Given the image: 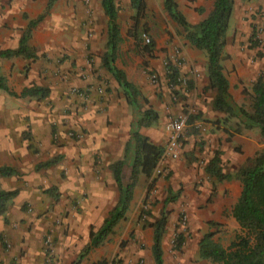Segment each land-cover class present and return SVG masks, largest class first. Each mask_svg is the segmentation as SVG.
Segmentation results:
<instances>
[{
  "label": "crops",
  "instance_id": "0c3cea01",
  "mask_svg": "<svg viewBox=\"0 0 264 264\" xmlns=\"http://www.w3.org/2000/svg\"><path fill=\"white\" fill-rule=\"evenodd\" d=\"M85 3L86 0H0V50L16 49L28 21L42 16L31 30L27 42V46L37 56L34 61H27L29 66L25 64L30 70L24 71L25 60L20 57L0 59V73L7 88L15 95L32 86L49 91L48 96L43 99L14 98L0 91V167L12 168L17 173L11 177H0L1 190L18 192L8 203L7 213L25 219L27 213L20 211L21 205L25 203L34 214L46 213L44 216L47 218L44 223L41 219L38 220V232L32 229V225L29 227L26 224L24 234L20 237L14 232L8 233L13 242H10V251L4 256L0 255L3 264H13L14 257L16 264H72L87 243L89 228L96 230L116 203L118 192L108 166L124 159L122 183H126L129 177L130 155L124 158V146L131 140L130 125L134 121V113L122 95L116 98L111 91L103 92L102 87L105 86H101L102 82L92 77L88 61L82 59L84 53H92L95 55L96 66L99 67V56L105 51L106 43V18L101 12L99 0ZM175 3L190 25L200 22L212 7L211 0H192V3H185L182 7L176 1ZM257 4L264 8V0H257ZM194 8H201L203 14H196ZM233 13L234 7L228 28ZM97 15L99 19L95 22ZM227 46L228 42L223 55L234 65V72L231 74L234 80L225 78L228 94L233 97L235 81L239 80L240 86H251L261 68L245 63L244 53H238L235 47ZM182 54L188 58L189 63L198 55L200 61L196 63L195 69L205 79L204 55L194 49L188 51L189 55L186 51ZM160 55L164 57L165 53ZM47 59L52 61L47 63ZM238 61L242 65L238 66ZM223 63L224 61L221 66L225 74ZM151 66L159 75L166 72L159 62H154ZM121 71L127 81L138 90L134 81L128 80L125 70ZM109 81L112 88L118 89L113 81ZM203 85H207L206 79ZM74 88L87 91L86 99L81 100L72 95L71 90ZM144 129L138 130L142 136L144 135L140 130ZM68 132L74 135L69 137ZM79 134L82 135L80 138L77 137ZM217 137H222L220 145H216L221 153V162L230 161L236 165L240 158L242 161L251 158L263 145L259 142L256 129L237 135L232 138V142L240 147L239 156L234 153L235 146L232 143H225V135L219 134ZM148 140L154 143L152 138ZM56 156L59 159L55 165L35 170L37 164ZM169 162L173 161L166 160L161 165ZM143 182L142 176L137 178L130 203L138 197ZM50 188H53L52 196L44 193ZM173 190L169 185L166 187V198L178 197L179 191ZM240 190L237 181H223L215 195L221 197L226 193V212L234 227L237 225L230 217V210ZM214 209L215 205L212 204L204 210L213 212ZM54 219L58 221L55 227L51 223ZM216 222L223 224L218 219ZM46 227L54 239L48 245L39 242L38 238L34 239L37 237L35 234L41 235ZM151 243L152 232L146 242V251L125 253L121 255L120 264H133L136 257H143L144 264H153ZM20 249L22 256L18 253ZM97 250L98 248L89 252L80 264H86L85 259H93L92 255Z\"/></svg>",
  "mask_w": 264,
  "mask_h": 264
},
{
  "label": "rangeland",
  "instance_id": "374dc122",
  "mask_svg": "<svg viewBox=\"0 0 264 264\" xmlns=\"http://www.w3.org/2000/svg\"><path fill=\"white\" fill-rule=\"evenodd\" d=\"M115 1L121 37L115 65L118 69L125 70L128 80L134 81L140 95L144 99L146 98V106L140 102L142 109L149 107L157 114V121L149 129L140 131L144 136L152 138L154 143L151 142L163 150L166 137L162 131V124L165 119L180 116L185 118V124L179 139L180 152L178 158L166 165L159 164L157 166L158 173L154 171L152 174L151 188H148L150 180H144L138 197L129 205L125 219L115 226L113 233L104 241L105 243L98 247L97 252L92 255L94 258L85 259V262L86 264H93L105 259L111 264H120L122 262L121 255L128 252L134 254L146 251V242H148V237L152 232L149 224L155 222L160 213L164 211L166 221L161 238L163 263L212 264L207 260L198 258L197 243L201 237L211 232L213 233V240L226 248L239 230L230 222L226 212V193L225 196H215L216 191L220 189L221 182L214 181L213 178L204 173L203 169L213 152L219 151L218 147L216 148V145H220L222 138L217 137L219 134L226 136L224 138L225 143L233 144L232 138L237 135L232 133V129L237 120L229 118L223 121L226 118L225 115L211 109L214 92L207 90V85H203L206 79L205 71L204 79L195 69L196 63L200 59L197 55L194 61L189 63L188 58L182 54L184 51L188 54V51H192L193 48L184 39L181 28L174 24L163 10L162 0H146L145 14L140 21L142 28L138 31V40L142 45L143 38H147L149 40L147 45L152 44V52L149 56L141 55L135 51L134 41L128 34L133 27L131 19L133 12L127 5V0ZM174 1L180 7L183 4L185 6V3H192V0ZM88 2L89 0H86L85 4ZM232 2L234 13L227 29L228 39L225 37L226 44L228 42L227 48L235 47L238 53L246 55L245 63L253 66L258 65L264 69V8L257 4V0H232ZM198 9L201 8H194V12ZM98 15L95 22L99 19ZM161 53H165L164 57L160 55ZM200 53L204 55V53ZM82 59L88 61L92 77L101 81V86H105L102 87L103 92L111 91L116 98L122 95L119 88L115 89L110 86L109 80L113 81L110 76L100 66H96L94 54L86 52ZM50 61L47 59L46 62L50 63ZM223 61L225 71L223 74L230 80H234L231 75L234 72V65L226 56ZM154 62H159L161 67L169 64L177 70L175 84L168 81L167 72L164 75L157 73L158 71L151 66ZM25 64L27 65L28 62L24 61L23 66ZM26 65L23 67L25 70L22 69V71L30 70ZM237 65H242L241 61H238ZM261 69L259 75L264 79V71ZM151 74H154L157 79L156 85L150 81ZM240 85L241 82L236 80L232 90L233 97L230 95L231 100L237 106H244V109L249 111V100L244 97L242 90L249 91L250 86ZM224 130H227L228 135L224 133ZM251 131L242 130L240 135ZM259 142L263 145L259 147L257 152L264 150V143L260 137ZM232 146L234 147L235 144ZM233 151L241 156L240 147L235 146ZM244 163L245 161L240 158L238 165L225 161L221 162V167L224 173L232 175ZM233 181L236 182V180ZM168 185L174 189L173 192L179 191V195L175 201L163 204ZM212 204L215 205L213 212L204 210ZM223 208L224 211H221ZM20 211L27 213L25 219L8 214L7 209L5 214L0 216V255L2 256L12 248L10 242L13 241L8 233L14 232L13 234L20 237L24 234L26 224L29 227L32 225V229L38 232L40 231L37 229L39 227L37 226L38 220L41 219L40 221L44 223L47 219L44 216L46 213L34 214L30 206L25 203L21 205ZM217 219L223 224H218ZM57 222L54 219L51 223L55 227ZM209 222L217 225L209 226ZM35 235L37 237L34 239L38 238L39 242L43 244L47 237H50V242H54L48 228L44 229L41 235L38 233ZM2 244L4 248L1 246ZM21 250L18 253H21ZM20 255L22 256V253ZM12 261L13 264H16V257ZM0 264H3L2 260H0ZM133 264H144L143 257H136Z\"/></svg>",
  "mask_w": 264,
  "mask_h": 264
},
{
  "label": "trees",
  "instance_id": "16d2710c",
  "mask_svg": "<svg viewBox=\"0 0 264 264\" xmlns=\"http://www.w3.org/2000/svg\"><path fill=\"white\" fill-rule=\"evenodd\" d=\"M128 1L133 12L131 16L133 27L128 34L134 41L135 51L141 55L149 56L152 52V44L141 45L138 40V31L142 28L140 21L146 10V0ZM99 6L106 18V43L105 51L100 56V67L121 90L126 104L134 113V121L130 125L131 140L124 146V158L130 155V173L127 182L122 183L121 170L124 159L117 160L108 166L118 192L116 203L107 212L101 225L96 230L89 228L87 243L81 248L72 264H80L89 252L100 247L108 236L113 233L115 226L125 219L138 177L142 176L144 180H150L148 188L152 187V174L162 154L160 146L152 144L147 137L138 133L141 128H150L157 121V114L149 107L142 109L140 102L146 106L147 101L127 81L124 72L115 66L121 40L115 0H99ZM162 7L169 19L181 28L187 43L193 49L205 55L206 89L214 92L211 109L225 115L226 118L223 121L229 118L237 120L235 127L232 129L234 135H240L242 130L256 129L264 143V79L259 75L251 84L249 91L242 90L244 97L249 100V111H247L244 106H237L231 100L228 94V83L221 67V62L225 58L223 50L226 45V31L233 9L232 0H213L209 13L195 25H190L186 21L174 0H162ZM196 12L202 14L201 9L196 10ZM41 19L42 16L28 21L26 29L18 41L17 48L0 50V59L9 60L14 57H20L25 61L37 59L35 53L27 46V42L31 30ZM165 70L168 81L175 84L177 71L169 64L165 66ZM0 91L14 98L36 97L43 99L49 94L46 88L32 86L24 88L19 95H15L7 88L6 81L1 73ZM224 133L228 135L227 130H224ZM220 155L221 153L215 150L203 171L218 183L236 180L240 184V194L230 210V217L236 223L239 231L226 248L213 240V233L204 234L197 243L198 258L207 260L212 264H264V150L256 152L251 158L246 159L245 163L232 175L223 173ZM58 159L59 157L56 156L39 163L35 166V170L52 167ZM14 175H17V173L12 168L0 167V177ZM52 192L53 188H50L44 193L52 196ZM17 194V190L4 191L0 189V216L5 214L8 203ZM175 197L168 196L164 200V204L173 202L176 199ZM165 221L166 214L162 211L159 218L149 224L152 229L150 253L153 264H163L161 238ZM208 225L216 226L217 224L209 222ZM1 246L4 248L3 244ZM93 264L111 263L102 259Z\"/></svg>",
  "mask_w": 264,
  "mask_h": 264
},
{
  "label": "built area",
  "instance_id": "2783aa9c",
  "mask_svg": "<svg viewBox=\"0 0 264 264\" xmlns=\"http://www.w3.org/2000/svg\"><path fill=\"white\" fill-rule=\"evenodd\" d=\"M149 43V40L147 38H143V44L147 45ZM150 81L152 84H157V79L154 74L150 75ZM101 92V91H99ZM72 95H74L77 98H80L81 100H85L87 96V91H80L77 88H74L71 90ZM185 124V118L184 117H168L165 119L163 130L166 137L165 146L163 147L162 154L159 158L158 164H161L162 162L166 160L174 161L178 158L179 152H180V145H179V139L182 135V131ZM67 135L69 137H72L74 134L68 132ZM82 135L79 134L77 137H81ZM56 136H54L55 138ZM158 173L157 167L154 170ZM48 242H50V237L46 238L45 244L48 245Z\"/></svg>",
  "mask_w": 264,
  "mask_h": 264
}]
</instances>
